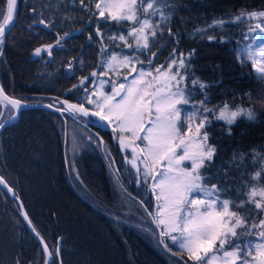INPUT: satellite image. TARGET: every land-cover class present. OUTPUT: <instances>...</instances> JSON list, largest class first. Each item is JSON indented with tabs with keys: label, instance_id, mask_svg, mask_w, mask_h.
<instances>
[{
	"label": "trees",
	"instance_id": "obj_1",
	"mask_svg": "<svg viewBox=\"0 0 264 264\" xmlns=\"http://www.w3.org/2000/svg\"><path fill=\"white\" fill-rule=\"evenodd\" d=\"M55 2L18 0L16 20L0 45V83L7 94L28 103L57 104L63 98L89 105L84 98L101 76L102 60L106 61L113 49L108 39L101 42L96 34L101 18L95 4L99 1L84 0L81 5L78 0L72 6ZM156 6L168 16L166 21L159 15L137 14L160 26L157 37L149 40L151 51L156 53L155 66L166 68L181 53L190 63L189 73L194 75L183 84L186 94L187 89H192V94L184 108L191 111L192 104L205 100L206 92L208 108L227 102L230 110L239 105L252 108L256 114L253 121L243 115L237 117L230 136L223 120L209 116L213 123L208 127V143L216 146L217 153L211 164L206 162L208 171L201 169L202 176H213L212 184L228 182L229 194L221 197L237 203L245 201V210L233 207L232 211L245 217L256 213L247 205L246 195L237 199L236 192L264 187V171L260 168L264 164V80L257 79L252 63L243 54L246 46L255 51L264 45V33H257L262 37L258 42L249 34V25L264 23V19L229 21L241 11L264 9V0H163ZM0 13L7 14V0H0ZM42 19L47 25L39 23ZM220 20L225 23L217 25ZM101 24L100 30L108 31L105 23ZM130 27V22H124L109 33H125ZM77 30L80 32H74ZM65 36L68 38L63 48L52 50L54 60L50 61L45 46L55 45ZM153 39L158 40L155 47ZM102 44L109 45L104 56ZM37 48L42 49L39 54ZM192 50L195 53L189 60ZM138 55L147 63L144 50ZM177 70L173 68V72ZM179 71L185 74L183 69ZM93 72L96 77L90 75ZM83 77H88L85 86L81 84ZM197 77L208 87L201 90L193 86L191 80ZM12 112L10 106L0 102V123ZM69 117L28 108L0 132V174L22 200L34 228L49 246L53 255L50 264H186V253L166 242L184 258L180 260L167 253L159 241L151 179L144 183L111 133L96 131L104 140L102 147L95 132ZM65 126L77 128L76 135L89 133L90 141L83 146V135L66 141ZM253 150L260 155L255 156ZM234 152L245 154L244 160L241 163L237 158L238 166L229 167ZM223 171L230 175L220 179L214 176ZM257 171H261V179L255 182L250 176ZM204 183L211 186L207 180ZM260 219H264V213L254 215L249 224H258ZM17 261L44 264L46 254L25 224L18 203L0 183V264Z\"/></svg>",
	"mask_w": 264,
	"mask_h": 264
},
{
	"label": "snow or ice",
	"instance_id": "obj_2",
	"mask_svg": "<svg viewBox=\"0 0 264 264\" xmlns=\"http://www.w3.org/2000/svg\"><path fill=\"white\" fill-rule=\"evenodd\" d=\"M16 4L17 0H7V14L0 13L3 17V23H0V45L4 43L6 27L13 22ZM80 4L84 5V0H80ZM158 4H163V0H147V2L146 0H100L95 4L99 17L104 18L106 22L115 21L121 25L130 22L132 25L128 29L127 36L110 35L107 39L112 42L117 40L123 42V47L133 49V55H124L121 58L120 53L112 52L106 61L102 60L106 70L102 71L101 75L108 76L111 71L119 78L122 75L120 69L125 68L127 75H124V80L127 84L101 80L96 90L92 92L95 99L87 100V103L95 106L96 111L90 112L82 104H69L68 101H63L67 104L64 110L81 112L85 116L93 115L110 125H116L114 131L121 133L118 137L120 145L132 150L130 163L139 171L137 161L142 160L145 182L151 179L152 191L158 190L157 213L154 220L164 229L160 235L169 236L174 244L187 253L193 264H264V219H260L258 224H249L254 215L264 213V187L259 189L252 187L247 193L237 189V199L241 195H246L247 205L256 210V213H249L245 217L239 215L238 211L231 210L233 207L245 210V201L241 200L237 203L234 200L221 198L222 194H229L227 181L222 180L220 185L212 184L213 176L201 175V169L208 171L206 162L211 164L217 153L216 146L208 143V127L213 123L209 116L215 120H223L228 128L226 135L230 136L231 126L237 117L243 115L249 121H253L256 119V114L252 108L239 105H236V110H230L227 102L222 106L208 108L206 92L203 93L205 100L192 104L191 111L184 108L189 105L192 94V89H187L186 94V85L183 84L190 75H194L189 73L190 63H186V58L181 53L180 58L171 59L166 68L164 65L155 66L153 61L156 59V53L151 51L149 40L150 37H157V29L160 26L153 25L150 19H141L137 14L139 12L143 16L159 15L161 20L166 21L168 16L164 14L162 8L156 6ZM164 7L168 5L164 4ZM33 11L36 9L34 8ZM261 19H264V9L241 11L229 22L240 23ZM39 23L45 22L41 20ZM224 23L223 20L216 22L217 25ZM160 31L163 33V29ZM168 31L170 33L171 29ZM257 33H264V23L249 25V34L258 42L262 37ZM96 34L101 40L105 39L99 27L96 29ZM128 37L134 40V44L128 43ZM157 44L158 40L153 39L152 46L155 47ZM116 46L113 43V47ZM51 48L52 45L45 46L48 55H51ZM108 48V44L101 45L102 56L108 52ZM141 50L147 53V63L135 55ZM41 51V48L35 50L36 54ZM194 53L195 50L188 53L189 60ZM261 53H264V45L258 46L255 51L248 46L243 50L247 60L252 63L258 80H264V55H260ZM0 55H3L2 51ZM257 56L260 58L257 59ZM137 63L140 65L139 68L136 66ZM174 67L178 69L175 72H173ZM179 69H183L185 74L182 75ZM133 74L135 75L129 81L128 76ZM90 75L96 77L97 73L93 72ZM87 79L88 77H83L81 84ZM191 83L193 86L198 85L201 90L208 87L198 77L192 79ZM106 84H111V94L104 92ZM0 95H3L2 87H0ZM10 105L15 109L21 106L20 101L15 99L10 100ZM48 107L51 108L52 105ZM4 126L0 123V129ZM181 128L184 129L183 132ZM123 133L130 135L124 136ZM136 141H140L144 146L136 144ZM178 150L182 154L178 155ZM253 154L260 155L255 150ZM244 155L234 152L229 167L238 166L237 158L242 163ZM185 161L190 162V167L183 166ZM260 168L264 171V164H261ZM261 171L255 172L250 179L258 182L261 179ZM229 175L228 171L214 174L217 179ZM205 180L210 183V187L204 183ZM231 182L235 183V181ZM0 183H5L3 177H0ZM24 215L27 217V213ZM36 235L39 236V233ZM226 246L230 250H227ZM44 247L47 249V245ZM49 255L51 256L52 253ZM17 264L20 262L17 261Z\"/></svg>",
	"mask_w": 264,
	"mask_h": 264
},
{
	"label": "rangeland",
	"instance_id": "obj_3",
	"mask_svg": "<svg viewBox=\"0 0 264 264\" xmlns=\"http://www.w3.org/2000/svg\"><path fill=\"white\" fill-rule=\"evenodd\" d=\"M99 2H100V0H98ZM77 2H78V0H56V2L55 3H58V4H67V5H74V4H77ZM100 19V18H99ZM43 20V19H42ZM101 23H105V24H103L104 26H107L108 28V31L106 30V32H105V30H104V32L102 31V30H100L102 33H104V35H105V40L103 39V40H100L101 42H105V41H107V36H110V35H115V36H119L120 34H123V35H125V36H127L128 35V29L126 30V32L125 33H122V32H117V33H109V29L111 30L112 29V27L113 28H116L117 27V23L115 22V21H105V19L104 18H101L100 19V21L96 24V29H97V27H99L100 28V26L102 25ZM45 25H47L46 23H44ZM131 24V23H130ZM62 38V37H61ZM68 37H63V39H61V41H59V44H64L65 43V40L67 39ZM90 41H93V39H92V37H91V39H89ZM109 41V40H108ZM111 43H112V46H113V43H115L117 46L116 47H113V49H112V51H110V53H109V55L112 53V52H116V53H120V56H121V58L124 56V55H133V49H128V48H126V47H123V42H121V41H119V40H117V41H115V42H112V41H110ZM128 43H133L134 44V40L131 38V37H128ZM55 45H57V42L55 43ZM121 49H123V50H121ZM142 51V50H141ZM138 53L139 52H137V53H135V55H137V56H139V58H140V55H138ZM136 66H137V64H136ZM140 66H138L137 68H139ZM66 69H67V71L68 70H70L71 71V69H69V66H67L66 67ZM106 69H105V67H104V69H103V71H105ZM145 70H147V68H145ZM120 72L122 73V75L118 78L117 77V75L114 73V72H111V71H109V74H108V76H103V75H101V76H99V78H98V80H97V83H96V85L95 86H93V88H91V90L89 91L90 93H89V95L87 96V98H84V100L86 101V103H87V100L88 99H95V97L94 96H92V92H94L95 90H96V88L98 87V85H99V82L101 81V80H105V79H107V80H109V81H115L116 82V84H120V83H125V84H127V81H125L124 80V75H127V69H125V68H121L120 69ZM71 73V72H70ZM153 74H155V72L153 73ZM135 74H133L132 76H128V80L130 81L132 78H133V76H134ZM87 84V80H85L84 81V83H83V86H85ZM104 92L105 93H107V94H111V84H106L105 86H104ZM88 94V92L86 91V95ZM117 99H119V97L117 98ZM68 102H69V100H68ZM44 103H47V102H44ZM70 103V102H69ZM4 104V103H3ZM49 104H52V103H49ZM89 104V103H88ZM52 105H55V106H58V107H60V108H63V107H61L60 105H56V104H52ZM85 107H88V106H90L91 107V109H89V110H92V111H96V108H95V106L94 105H91V104H89V105H84ZM41 109V108H40ZM63 109H65V108H63ZM48 110V109H47ZM52 111H54V110H52ZM55 112H57V111H55ZM58 113H60L63 117H66V116H70L69 118H73V119H75V121L76 122H78V123H80L85 129H86V126H88L87 124H90L91 123V121H98V120H96L95 119V117H92V115H87V116H85L84 114H82L81 112L79 113V112H73V111H63V112H58ZM14 114V112H12V113H9V114H7V115H5L4 116V118H6V117H8L7 119H9V118H11L12 117V115ZM63 114H65V115H63ZM183 115H184V113L183 112H181V117H182V119H183ZM6 119V120H7ZM81 121V122H79V121ZM88 120V121H87ZM197 122H199L198 120H197ZM84 123H86V125L84 124ZM95 122H93V124H94ZM116 127V125H114L113 126V128H112V130L109 132V133H111L112 135H113V137H114V139L119 143V140H118V137L121 135V133H119V132H116V131H114V128ZM70 129V130H69ZM77 129V128H76ZM76 129L75 128H68V127H66L65 126V128H64V133H65V137H66V141H69L70 139H73V138H79L80 136H84L85 138V140L83 141V146H84V144L86 143V142H89L90 141V139H91V137H90V134L89 133H86L85 131H83V134L82 133H79V135H76V134H78L77 132H76ZM87 129H89V128H87ZM86 129V130H87ZM93 131H95L93 128H91ZM90 130V129H89ZM181 130H182V128H181ZM92 131V132H93ZM76 133V134H75ZM123 135L124 136H128V135H130L129 133H123ZM80 141V140H79ZM78 141V142H79ZM74 142V141H73ZM78 142H77V144H78ZM136 144H139L141 147H143L144 145L140 142V141H136ZM119 145H120V143H119ZM103 147V146H102ZM120 147H121V149L124 151V152H126V153H128V156H129V160L131 161V159H132V150H131V148H123L121 145H120ZM178 155L179 154H182L181 152H179V150H178V153H177ZM137 165H138V167H139V171L137 170V167L136 166H134L135 167V170L137 171V172H140V175H139V177L144 181V183H145V180H144V175H143V163H142V160H138L137 161ZM183 166L184 167H190V162H188V161H185L184 162V164H183ZM139 174V173H138ZM152 183H153V181L151 180V185H152ZM155 193V196L158 194V190L157 191H155L154 192ZM222 199H226V198H223V197H221ZM157 229H158V236H159V241H160V243H161V241L162 242H164L166 245H167V243H172V244H174L172 241H171V239H170V237L169 236H161L160 235V233L162 232L161 230H164L161 226H160V229L158 228V226L156 227ZM173 235H175V233H173ZM167 242V243H166ZM161 245H162V243H161ZM168 246V245H167ZM175 246H176V248H179L178 247V245H176L175 244ZM163 247V246H162ZM168 248H169V246H168ZM171 249V248H170ZM180 249V248H179ZM165 250V249H164ZM172 250V249H171ZM181 250V249H180ZM227 250H230V249H227ZM166 251V250H165ZM173 251V250H172ZM182 251V250H181ZM167 252V251H166ZM174 252V251H173ZM184 252V251H183ZM168 253V252H167ZM175 253V252H174ZM184 253H186V252H184ZM170 254V253H169ZM176 255H173V254H170V255H173V256H175V257H177V258H179L180 260H184V258L182 257V256H180L178 253H175ZM187 254V253H186ZM185 261V263L186 264H193V262L191 261V260H189L188 259V261H186V260H184ZM175 264H177L176 262H175Z\"/></svg>",
	"mask_w": 264,
	"mask_h": 264
},
{
	"label": "water",
	"instance_id": "obj_4",
	"mask_svg": "<svg viewBox=\"0 0 264 264\" xmlns=\"http://www.w3.org/2000/svg\"><path fill=\"white\" fill-rule=\"evenodd\" d=\"M17 13H18V0H17V4H16L15 11H14V15H13V22H11L10 25L6 27V33H5V35L12 28V26H13L15 20H16ZM0 87H2L1 83H0ZM2 89H3V87H2ZM12 99H15V100H19L20 101L21 106H20L19 109H15V108H13L10 105V100H12ZM0 102L6 103L14 111V114L12 115L11 118H9V119H7V120H5V121L2 122L5 125L4 128L6 126H8V125H11V124L15 123L19 119V117L21 115V112L24 109H28V108H41V109L54 110V111H57V112H63V111H65L63 108H60L58 106H55V105H52V104H49V103H28V102H25V101H23V100H21L19 98H16V97H13V96L7 94L4 89H3V95H0ZM72 104L79 105L77 103H72ZM48 105H52V107L50 108V107H48ZM90 112H94V111H90ZM93 117H95V119H98L99 121H101L99 119V117H96V116H93ZM101 122H102V125H101V128L102 129L108 128L109 125H108V123L106 121H101ZM4 128H2V129H4ZM2 129H0V132H1ZM94 134L101 140V143H102V146H103V144H104L103 138L100 136V134H98L96 132ZM0 177H2L1 174H0ZM3 180L5 181V183H2V184L5 187L6 191L8 192V194L14 200H16V202L19 205L20 210H21V215L23 217V220L25 221V224L27 225V227L29 228V230L31 231V233L35 236V238L38 240V242L41 244V246L43 247V249L45 251V254H46V262L44 264H50L51 261H52L53 255H51V256L49 255V253H52L51 250H50V248H49V246L45 243V241L42 239V237L40 235L39 236L36 235V233H38V232L34 228L32 222L29 223V221H31L30 218H29V215L27 214V217H25V215H24V213H27V211H26V209H25V207L23 205L22 200L16 195L14 189L9 185V183L4 178H3ZM161 243H162L163 248L168 253L173 254V255H176L170 248H168V246L166 247V244L164 242L161 241ZM44 245H47V249H45Z\"/></svg>",
	"mask_w": 264,
	"mask_h": 264
},
{
	"label": "flooded vegetation",
	"instance_id": "obj_5",
	"mask_svg": "<svg viewBox=\"0 0 264 264\" xmlns=\"http://www.w3.org/2000/svg\"><path fill=\"white\" fill-rule=\"evenodd\" d=\"M74 32H80L79 30H77V31H74ZM73 32V33H74ZM72 34V33H71ZM57 41H61V37H59L58 38V40ZM63 45L64 44H57V45H52V48H51V55H49L50 56V61H53L54 60V55H53V53H52V50L54 51V49H57V50H60L61 48H63ZM63 101H67V100H65V99H60L59 101H57L56 103V105H60L61 107H63V108H67V104H64L63 103ZM69 103V102H68ZM80 113V112H79ZM79 121V120H78ZM88 121V120H87ZM79 122H81V121H79ZM93 122H95L94 120L93 121H91V123L90 124H87L88 126H86V128H89L91 131H93L91 128H93L94 130H95V132L97 131H101V132H110L111 130H112V128H106V129H102L101 128V124L99 123H94L93 124ZM85 125H86V123H84ZM88 129V130H89ZM94 132V131H93Z\"/></svg>",
	"mask_w": 264,
	"mask_h": 264
}]
</instances>
